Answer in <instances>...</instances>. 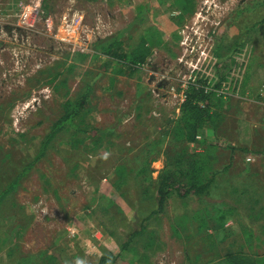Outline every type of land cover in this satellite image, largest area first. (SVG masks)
Here are the masks:
<instances>
[{"label": "rangeland", "instance_id": "obj_1", "mask_svg": "<svg viewBox=\"0 0 264 264\" xmlns=\"http://www.w3.org/2000/svg\"><path fill=\"white\" fill-rule=\"evenodd\" d=\"M113 40L121 61L104 53ZM222 60L221 117L177 138L189 87L217 85ZM87 85L81 126L43 142ZM182 154V175L208 155L209 194L152 215ZM0 190V264L259 262L264 0H0Z\"/></svg>", "mask_w": 264, "mask_h": 264}, {"label": "trees", "instance_id": "obj_2", "mask_svg": "<svg viewBox=\"0 0 264 264\" xmlns=\"http://www.w3.org/2000/svg\"><path fill=\"white\" fill-rule=\"evenodd\" d=\"M187 1L188 0H184L186 4ZM121 51V43L119 41L113 40L108 44V47L104 53L114 59H117L118 61H121L122 59L120 58H122V55H119ZM136 52L137 50H135L134 54H137ZM138 54L139 55H135L136 57L132 58L133 64L137 63L140 65V63L144 61L146 54L148 53H146L145 55H141L142 53L138 51ZM233 69L234 68L232 67V65H230L225 60L217 62L215 65L218 83L217 85L213 86V88L210 89L204 84H194L189 87L190 89L186 95V99L180 106L178 118L179 127L175 132V136L177 138L183 139L186 142H193L196 133L199 130H202L205 125H211L214 123L216 124L218 118L221 117V113L216 108L212 107V103L217 104L220 103L219 101L223 100V96L219 93L218 90H220V86L226 81L227 76L233 72ZM90 91L91 86L87 85L82 95L78 97L73 103L66 102L64 104L63 114L55 123H53L49 133L45 136L43 142L46 143V140H50L53 137H56L58 133L66 129H72L71 127H74L77 124L81 126V120L77 121L76 118L80 114L79 107L84 104V100ZM236 93L242 94V92ZM81 131L89 133V130L86 129H81ZM91 132L92 130H90V133ZM85 139L83 138L80 141H84ZM78 141L76 140L75 143L78 144ZM95 144V142L92 143V145ZM37 156L38 155H36L35 157ZM183 158V154L178 156L175 162L171 165L174 170H166L162 175L159 176V181L156 188V209L151 213L152 215L163 212L165 202L171 195H175L182 199L189 196H195L202 199L209 194V188L212 184L213 174L210 176L205 175V173L207 172V163L209 161L208 155L197 156L194 158L190 156L187 162H183V164L187 166L188 169L182 175L183 172L179 173L177 172V169L180 167ZM32 161L33 160L22 165L20 171ZM12 180L6 186H8L12 182ZM2 190H0V192ZM114 260L115 259L113 258V256L111 254H108L102 257L98 264H114ZM225 264H264V256L260 259L259 262H254L249 256L243 254H233L227 257Z\"/></svg>", "mask_w": 264, "mask_h": 264}, {"label": "bare ground", "instance_id": "obj_3", "mask_svg": "<svg viewBox=\"0 0 264 264\" xmlns=\"http://www.w3.org/2000/svg\"><path fill=\"white\" fill-rule=\"evenodd\" d=\"M65 16V15H64ZM79 22H80V20H78ZM68 22V21H67ZM77 25V24H76ZM60 29H62V28H60ZM72 29H74V27L72 28ZM64 30V29H63ZM67 32V31H66ZM59 36V35H58ZM63 36V35H62ZM61 37V36H60ZM62 38H64V37H62Z\"/></svg>", "mask_w": 264, "mask_h": 264}, {"label": "built area", "instance_id": "obj_4", "mask_svg": "<svg viewBox=\"0 0 264 264\" xmlns=\"http://www.w3.org/2000/svg\"><path fill=\"white\" fill-rule=\"evenodd\" d=\"M219 93H220V94H223V92H221V91H219ZM248 160H250V158H249Z\"/></svg>", "mask_w": 264, "mask_h": 264}, {"label": "clouds", "instance_id": "obj_5", "mask_svg": "<svg viewBox=\"0 0 264 264\" xmlns=\"http://www.w3.org/2000/svg\"><path fill=\"white\" fill-rule=\"evenodd\" d=\"M78 264H79V262H78Z\"/></svg>", "mask_w": 264, "mask_h": 264}]
</instances>
